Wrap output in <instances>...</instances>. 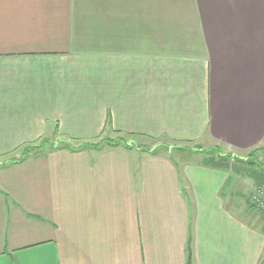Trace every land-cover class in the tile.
<instances>
[{
	"label": "crops",
	"instance_id": "obj_1",
	"mask_svg": "<svg viewBox=\"0 0 264 264\" xmlns=\"http://www.w3.org/2000/svg\"><path fill=\"white\" fill-rule=\"evenodd\" d=\"M103 131L0 164V264H264V0H0V157Z\"/></svg>",
	"mask_w": 264,
	"mask_h": 264
},
{
	"label": "rangeland",
	"instance_id": "obj_2",
	"mask_svg": "<svg viewBox=\"0 0 264 264\" xmlns=\"http://www.w3.org/2000/svg\"><path fill=\"white\" fill-rule=\"evenodd\" d=\"M129 137H130L129 135L121 134V133L119 134L113 133L112 135L110 134L108 135L106 132L103 131L101 132V134L88 141H80L75 139V143L74 142L72 143L70 141L66 143V141L63 142H60V140L56 141L57 138L55 137V135H49L45 137L43 136V138L41 137L37 141L23 143L19 145L17 148H15L14 151L9 153V155L0 157V164L4 166L7 164L15 163V161L21 160L24 156L27 157V159L31 157L39 156L44 154L50 149H53L55 147L57 148L58 146H64V147L66 146V148L75 149V150L77 149H88L94 151L103 150L110 147H116V145H112L108 143L109 139H113L116 142L117 141L119 142V140L127 141ZM44 139L46 140L43 141ZM119 144L120 143H118L117 145ZM167 145L168 144H165L164 146ZM161 148L165 149L166 147H161ZM182 149L183 150L180 151L184 152L185 148ZM172 150H176V149H171L170 151ZM210 153L214 154L215 151ZM247 156L248 157L246 159H240L235 157L234 159H232V161H231V156H229L230 158L229 160L228 158L225 157L222 160L229 162L228 166L229 168L231 167L233 169V172L237 171V169L239 170L240 173L238 175L235 174V176H239V178H242V180L247 179L252 183V189H250L251 191L249 189L248 191H245V194L243 195L244 196L243 200L245 199L249 212H251L255 216H258V219L264 225V161L262 160L260 150L251 151V153ZM261 190L262 192H260ZM189 257L191 258V256H188V259ZM191 263H192V258L190 263L188 264Z\"/></svg>",
	"mask_w": 264,
	"mask_h": 264
},
{
	"label": "trees",
	"instance_id": "obj_3",
	"mask_svg": "<svg viewBox=\"0 0 264 264\" xmlns=\"http://www.w3.org/2000/svg\"><path fill=\"white\" fill-rule=\"evenodd\" d=\"M46 139H44L43 141H45ZM108 143L109 144H112V145H117L118 143H122V144H125V145H127L128 143L126 142V141H123V140H119V142L117 141H115V140H113V139H109L108 140ZM25 155V154H24ZM25 159H27V157H23L21 160H18V161H15V162H19V161H22V160H25ZM262 166V165H261ZM188 251H189V256H190V254H191V249H190V244H189V246H188ZM190 261H191V258L189 257V259H188V263H190ZM187 263V264H188Z\"/></svg>",
	"mask_w": 264,
	"mask_h": 264
},
{
	"label": "built area",
	"instance_id": "obj_4",
	"mask_svg": "<svg viewBox=\"0 0 264 264\" xmlns=\"http://www.w3.org/2000/svg\"><path fill=\"white\" fill-rule=\"evenodd\" d=\"M260 192H262V190Z\"/></svg>",
	"mask_w": 264,
	"mask_h": 264
}]
</instances>
